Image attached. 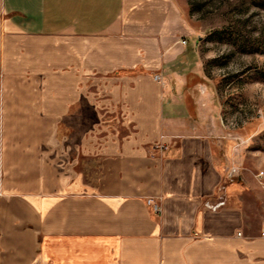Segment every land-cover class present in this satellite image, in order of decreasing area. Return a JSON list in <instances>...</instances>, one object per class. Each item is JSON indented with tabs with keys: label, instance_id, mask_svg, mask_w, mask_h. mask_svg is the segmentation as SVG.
Masks as SVG:
<instances>
[{
	"label": "crops",
	"instance_id": "crops-1",
	"mask_svg": "<svg viewBox=\"0 0 264 264\" xmlns=\"http://www.w3.org/2000/svg\"><path fill=\"white\" fill-rule=\"evenodd\" d=\"M193 35L175 0H0V264H264Z\"/></svg>",
	"mask_w": 264,
	"mask_h": 264
},
{
	"label": "rangeland",
	"instance_id": "rangeland-1",
	"mask_svg": "<svg viewBox=\"0 0 264 264\" xmlns=\"http://www.w3.org/2000/svg\"><path fill=\"white\" fill-rule=\"evenodd\" d=\"M175 1L194 30L187 93L230 143L231 164L264 172V0Z\"/></svg>",
	"mask_w": 264,
	"mask_h": 264
},
{
	"label": "built area",
	"instance_id": "built-area-1",
	"mask_svg": "<svg viewBox=\"0 0 264 264\" xmlns=\"http://www.w3.org/2000/svg\"><path fill=\"white\" fill-rule=\"evenodd\" d=\"M154 78L159 80V75L158 74H155L154 75ZM158 146H162V144L159 143ZM236 171H237V168L234 167V166H232L230 168V171L227 173V177L228 178H233L234 175H235V173H236ZM263 175H264L263 170H259L256 173H254V177L257 179L258 183L262 187H264ZM146 202L151 205V207H152V209L154 211H156V212L159 211V209H160L159 204H158L157 201H154L153 198H147L146 199ZM222 203H223V201L220 200V201L216 202L215 204H209L208 206H210L212 208H216V207H218ZM261 234L264 236V232H261Z\"/></svg>",
	"mask_w": 264,
	"mask_h": 264
}]
</instances>
